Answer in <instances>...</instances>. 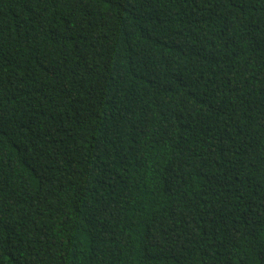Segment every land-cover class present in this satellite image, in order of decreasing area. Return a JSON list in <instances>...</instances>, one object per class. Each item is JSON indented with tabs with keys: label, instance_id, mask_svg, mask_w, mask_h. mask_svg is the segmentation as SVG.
Masks as SVG:
<instances>
[{
	"label": "trees",
	"instance_id": "16d2710c",
	"mask_svg": "<svg viewBox=\"0 0 264 264\" xmlns=\"http://www.w3.org/2000/svg\"><path fill=\"white\" fill-rule=\"evenodd\" d=\"M0 264H264V0H0Z\"/></svg>",
	"mask_w": 264,
	"mask_h": 264
}]
</instances>
